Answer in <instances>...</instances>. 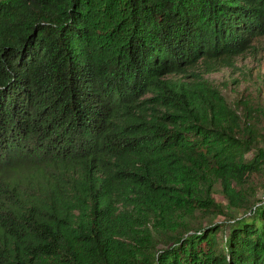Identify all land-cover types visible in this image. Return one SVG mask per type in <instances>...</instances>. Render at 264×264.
Returning a JSON list of instances; mask_svg holds the SVG:
<instances>
[{
	"label": "trees",
	"instance_id": "1",
	"mask_svg": "<svg viewBox=\"0 0 264 264\" xmlns=\"http://www.w3.org/2000/svg\"><path fill=\"white\" fill-rule=\"evenodd\" d=\"M263 36L264 0H0V264H264L247 191L264 111L242 117L194 72ZM213 194L247 209L226 230L189 224L161 249L137 233L220 213Z\"/></svg>",
	"mask_w": 264,
	"mask_h": 264
},
{
	"label": "rangeland",
	"instance_id": "2",
	"mask_svg": "<svg viewBox=\"0 0 264 264\" xmlns=\"http://www.w3.org/2000/svg\"><path fill=\"white\" fill-rule=\"evenodd\" d=\"M204 71L203 65L194 70L202 82L207 87L220 92L227 103L238 111V114L245 117L250 111L257 122L262 120L264 111V36L255 40L251 48L243 55L236 57L230 66L222 67L215 72L207 73ZM190 73L168 78L189 81L190 79L186 78V75H190ZM247 191L250 196V207L256 206L264 200V173L254 176ZM212 198L220 206V213H211L209 216L201 214L200 216L182 210L176 212L172 218L168 227L170 230L162 231V228L157 225V219H153L148 222L146 228L143 224L136 222L137 233L143 237V232L150 231V237L155 248L161 249L171 242L173 236L184 231L186 225L197 226L210 222L211 224H218L221 229L226 230L227 221H231L232 217L243 215L247 210L230 208L226 200L218 194H213ZM109 202L112 205L111 211L114 213L113 220L119 224L125 223L126 219L122 211L130 212L132 210L130 202L124 201L118 196H112ZM223 235L224 233L218 234L220 242L224 238ZM126 242L132 250L136 249V243L134 244L133 240L126 239Z\"/></svg>",
	"mask_w": 264,
	"mask_h": 264
}]
</instances>
